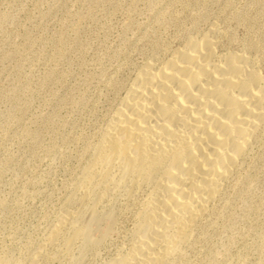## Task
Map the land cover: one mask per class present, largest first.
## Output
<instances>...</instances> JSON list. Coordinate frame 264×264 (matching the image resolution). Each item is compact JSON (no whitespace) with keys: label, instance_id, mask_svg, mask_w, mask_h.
<instances>
[{"label":"rangeland","instance_id":"1","mask_svg":"<svg viewBox=\"0 0 264 264\" xmlns=\"http://www.w3.org/2000/svg\"><path fill=\"white\" fill-rule=\"evenodd\" d=\"M212 27L220 51L244 52L264 76V0H0V264L127 251L142 192L101 201L115 212L94 231L101 243L66 248L71 225L44 236L84 197L76 181L136 70ZM254 138L170 264H264V127Z\"/></svg>","mask_w":264,"mask_h":264},{"label":"bare ground","instance_id":"2","mask_svg":"<svg viewBox=\"0 0 264 264\" xmlns=\"http://www.w3.org/2000/svg\"><path fill=\"white\" fill-rule=\"evenodd\" d=\"M214 28L136 70L76 181L84 197L51 224L46 243L70 225L66 248L78 238L83 250L101 243L94 231L102 222L109 230L115 213L100 214L101 201L142 192L128 249L106 264H170L184 249L264 127V76L244 52L220 51Z\"/></svg>","mask_w":264,"mask_h":264}]
</instances>
